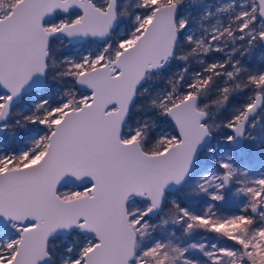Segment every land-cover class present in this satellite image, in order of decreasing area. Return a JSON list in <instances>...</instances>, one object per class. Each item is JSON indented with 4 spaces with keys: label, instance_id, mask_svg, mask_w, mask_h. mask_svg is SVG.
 Returning a JSON list of instances; mask_svg holds the SVG:
<instances>
[{
    "label": "snow or ice",
    "instance_id": "6c2138e0",
    "mask_svg": "<svg viewBox=\"0 0 264 264\" xmlns=\"http://www.w3.org/2000/svg\"><path fill=\"white\" fill-rule=\"evenodd\" d=\"M0 264H264V0H0Z\"/></svg>",
    "mask_w": 264,
    "mask_h": 264
},
{
    "label": "trees",
    "instance_id": "16d2710c",
    "mask_svg": "<svg viewBox=\"0 0 264 264\" xmlns=\"http://www.w3.org/2000/svg\"><path fill=\"white\" fill-rule=\"evenodd\" d=\"M258 59H259V57H258Z\"/></svg>",
    "mask_w": 264,
    "mask_h": 264
}]
</instances>
